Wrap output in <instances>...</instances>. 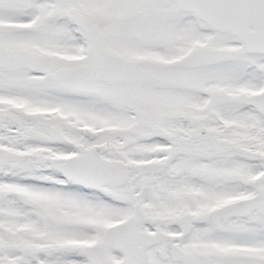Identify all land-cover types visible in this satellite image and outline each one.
Segmentation results:
<instances>
[{
  "label": "snow or ice",
  "instance_id": "snow-or-ice-1",
  "mask_svg": "<svg viewBox=\"0 0 264 264\" xmlns=\"http://www.w3.org/2000/svg\"><path fill=\"white\" fill-rule=\"evenodd\" d=\"M0 264H264V0H0Z\"/></svg>",
  "mask_w": 264,
  "mask_h": 264
}]
</instances>
